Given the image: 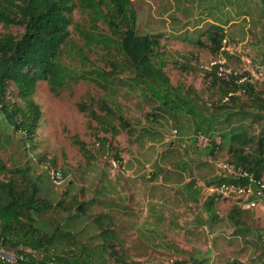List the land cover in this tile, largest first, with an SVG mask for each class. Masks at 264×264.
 <instances>
[{"label":"rangeland","instance_id":"374dc122","mask_svg":"<svg viewBox=\"0 0 264 264\" xmlns=\"http://www.w3.org/2000/svg\"><path fill=\"white\" fill-rule=\"evenodd\" d=\"M131 1L137 33L160 39V58L167 62L165 72L173 87L193 88L209 113L220 98V91L212 85V63L217 55L211 38L216 28L223 34L221 47L225 45L236 54L240 51L252 65L264 66V0ZM72 15L70 40L74 46L69 45L62 57L64 65L71 69V77L58 95L50 91L45 81L39 82L33 99L42 115L32 140H25L22 133L9 127L0 113V161L9 170H28L40 188L39 196L55 206L36 215L37 227L49 236L58 227L60 232L71 234L67 237L56 232L48 246L49 253L71 260L74 256L85 258L86 249L92 264H117L109 254L111 250H104L100 230L93 220L99 214H110L117 230V251L126 264H173L192 257L208 264H264V209L256 218L252 210L233 214L230 203L217 202L214 210L208 212L201 193L191 208L185 206L183 214L172 215L175 208L184 206V172L192 174L191 167L196 164L197 169L205 168L212 175L215 169L209 157L230 158L228 148L220 147L218 135L213 142L197 138L200 134L195 133L189 110L183 105L178 104L182 108L169 110V114L158 110L162 99L142 89V85L133 87L135 75L129 70L122 73L118 67L115 71L122 84L108 85L105 90L91 80L105 84L98 74L111 72L113 64H120L122 57L94 44L87 47L77 28H89V17L78 8ZM98 27L99 32L111 35L103 21ZM8 33L17 35L22 29L0 24V36ZM228 61L236 70L242 64L239 56ZM256 90L264 92V84L257 85ZM12 91L16 94L15 89ZM179 93L182 96L185 91ZM10 97L20 102L16 95ZM234 97L239 100L232 103L228 101L230 97H225L219 106L244 109L232 118L235 126L243 119L244 129L255 141L264 137V113H259L261 118L256 116L257 109L247 94L237 92ZM106 103L114 114L106 116ZM91 110L98 118L90 114ZM157 114L163 116L156 118ZM120 116L135 133L120 130ZM112 127L120 134L115 135ZM142 127L150 141L137 148L134 137ZM184 145L187 148L182 149ZM211 148L215 149L213 154L209 152ZM137 153L144 160L140 172L151 198L163 200L150 203L151 216L146 218L144 230H139L146 244L140 245L132 242V230L126 227L128 214L133 216L128 211L129 204L135 203L127 170L133 168ZM52 168L64 174L62 185L51 182L48 169ZM164 172V176L171 175L170 186L158 184ZM8 175L0 174V180ZM62 201L65 206L71 203L72 208L58 207ZM85 201L88 206L84 216L76 209ZM138 211L140 214V205ZM161 211L173 217L170 223L168 216L164 222L158 215ZM215 213L217 218L213 219Z\"/></svg>","mask_w":264,"mask_h":264},{"label":"trees","instance_id":"16d2710c","mask_svg":"<svg viewBox=\"0 0 264 264\" xmlns=\"http://www.w3.org/2000/svg\"><path fill=\"white\" fill-rule=\"evenodd\" d=\"M75 8L87 14L90 20L89 28H77L85 38V45L90 47L94 44L108 53L116 52L122 57L120 64H113L111 72L98 74L105 84L91 80L105 90L108 85L122 84L115 71L118 67L122 73L129 70L135 75L133 87L139 88L142 85V89L149 90L153 96L162 99L158 110L169 114V110L172 112L183 105L189 110V121L194 124L196 134H202L212 142L218 135L221 139L220 147L228 148V160L231 163L254 173L257 178L263 177L264 137L255 141L244 129L243 119L238 120L235 126L232 118L244 112V109L234 110L223 104L219 106V102L222 103L225 97H230L229 102H237L239 98L234 96L240 87L234 82L219 79L214 74L212 85L220 91V98L210 113L203 109L207 105L197 97L194 89L173 87L165 72L167 62L160 58V39L137 33L136 14L131 0H0V24L6 28L17 26L22 29V33L17 35L8 33L0 36V113L9 127L22 133L25 140H32L42 115L33 99L39 82L45 81L50 91L56 95L68 83L71 69L64 65L62 57L69 45L74 46V42L70 40V28L74 25L72 14ZM100 21L109 27L111 35L99 32ZM211 41L217 55L221 52L223 41V34L217 28ZM222 53L226 59H232L228 52ZM11 89H15L16 94ZM242 89H245L244 94L248 95L256 107V116L261 118L260 114L264 113V92H257L256 87L249 84ZM180 90L185 91L182 96ZM230 94L232 95L229 96ZM11 95H16L20 102L12 99ZM103 108L108 111L106 116L114 114L107 103L103 104ZM91 113L94 118H98L92 110ZM155 116L157 118L163 115ZM120 119V130L129 129L132 132L130 123L125 122L123 116ZM112 128L115 135L120 134L115 127ZM214 150L211 148L209 152L213 154ZM5 173L9 174V178L0 180V241L4 240L5 245L11 248L30 247L42 256L45 263L92 264L91 255L87 254L86 249L83 252L85 258L74 256L71 260L49 253L48 246L56 238V232L67 237L71 234L60 232L59 227L51 236L41 231L36 225V215L51 211L55 206L39 196L40 188L36 180L31 179L28 170H9L0 161V174ZM219 182L234 181L223 179ZM205 204L206 211L211 212L216 201L211 198ZM78 205L76 211L85 216L88 202ZM57 206L69 210L73 205L70 203L65 206L62 201ZM240 212L244 211L233 207V214ZM212 218L216 219L217 214H212ZM93 220L100 230L104 250H111L109 254L117 264H126L117 251V230L114 228L112 215L99 214ZM173 264L208 262L192 257L189 260H177Z\"/></svg>","mask_w":264,"mask_h":264},{"label":"built area","instance_id":"2783aa9c","mask_svg":"<svg viewBox=\"0 0 264 264\" xmlns=\"http://www.w3.org/2000/svg\"><path fill=\"white\" fill-rule=\"evenodd\" d=\"M225 42V41H224ZM226 43V42H225ZM223 51L232 56H239L242 64L236 70L223 55ZM236 54L231 48L222 47L221 52L217 54V59L212 63L215 76L227 82H234L240 87L238 92L245 93L242 89L244 85L264 84V66L252 65L251 61L242 56L240 51ZM210 71V72H212ZM230 94L229 96H231ZM229 97H226L228 100ZM202 140L203 136H199ZM217 168V183L208 185L204 190V202L213 198L217 202L230 203L232 207L247 212L258 208L264 202V178H257L252 172L242 167H238L227 159L209 158ZM116 166V164H115ZM48 175L51 182L60 186L64 183L62 171L57 169H48ZM233 180L234 182H219L220 180ZM0 264H54L45 263L42 256L35 250L27 246L11 248L5 245L4 240L0 241Z\"/></svg>","mask_w":264,"mask_h":264},{"label":"crops","instance_id":"0c3cea01","mask_svg":"<svg viewBox=\"0 0 264 264\" xmlns=\"http://www.w3.org/2000/svg\"><path fill=\"white\" fill-rule=\"evenodd\" d=\"M132 133H135L134 129H133ZM199 136H203V135L200 134ZM199 136L197 138H199ZM147 137H148V135L146 134V131H144V128L142 127L138 131L137 135L134 137L135 140H138V142L135 143L137 148L145 146L146 143L149 144L150 140ZM203 137H204V139H208L205 136H203ZM184 148H187V146L184 145L182 149H184ZM210 157H212V156H210ZM136 159L137 160L133 163L134 164L133 168L132 169L128 168V170H127V173L129 174L128 176L131 178L130 183H129V186L132 188L131 199H133V197H134L135 203L132 202V204H129L130 207H128V211H132L133 216L131 214H128L126 227L131 228V230H132V232L130 234L131 238H132V242H134L135 244L139 243L138 245H140L141 243L146 244L145 240L141 237L139 230H144V228L146 227L145 220H146V218H150V216H151V213L149 211L150 203L154 202L157 204V203H161L163 200H161V199L156 200V198H151L149 186L148 187L146 186L147 183H145L143 181V177H142L143 173L140 172L143 169V165L145 166V164L143 162L144 160L141 157V155H139V153L136 154ZM191 160L194 162L193 159H191ZM139 162H142L141 165ZM196 166L197 165L194 164L191 167L192 171H193L192 174L184 172V175H185V182L184 183L187 185V188L184 189V191H183V197L181 199L184 206H182L180 208H175L172 212L173 216H174V214H176V217H178V216H180V214H183L184 213L183 207H185V206H187V209L191 208L192 204H195V202H197V199H198L197 197L200 196L201 193L203 194L204 188H206L208 185L213 184L214 183L213 181L216 180L217 168L215 165H214L215 170H214V172H212V175H211V173L210 174L207 173L205 168L197 169ZM183 171H186V170H183ZM183 171H181V172H183ZM164 174H165V172L162 173V175L160 176L158 184H160V186H162V185L170 186L171 175H169L167 173L166 176H164ZM150 177H151V175L148 176V178H150ZM103 185L104 184H102V186ZM139 205L141 206V213L140 214H138ZM263 209H264V202L257 209L252 210L254 212V215H256V218L260 217V214L263 213V211H262ZM130 215H131V218H130ZM158 215L160 217H162L164 222H165L166 216H168V214H166L164 211H161L160 213H158ZM170 218H173V217L169 215L167 218L168 222L170 221ZM115 225H117V224H115ZM163 226H164V223H163ZM137 239H138V241H137Z\"/></svg>","mask_w":264,"mask_h":264}]
</instances>
